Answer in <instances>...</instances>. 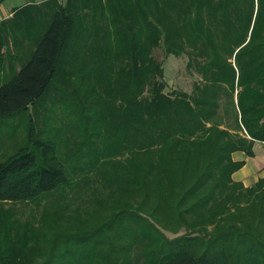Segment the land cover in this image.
Instances as JSON below:
<instances>
[{"label": "trees", "instance_id": "trees-1", "mask_svg": "<svg viewBox=\"0 0 264 264\" xmlns=\"http://www.w3.org/2000/svg\"><path fill=\"white\" fill-rule=\"evenodd\" d=\"M126 2L140 22L123 13ZM45 4L50 17L43 28L39 21L29 57L0 81V118L37 103L66 48L85 52L92 17L99 22L107 12L124 36L112 100L124 132L135 138L120 150L129 153L123 176L113 171L109 177L124 182L108 203L116 213L67 245L58 244L66 234L54 238L61 240L47 256L33 250L23 264H92L107 257L111 264H264V177L251 186L233 180L244 161L231 156L235 150L251 155L253 143L264 141V0H182L176 24L154 12L150 0L30 2L0 20V58L7 43L15 44L16 27ZM107 32L98 28V51L110 40ZM159 44L164 53L186 52L187 67L201 75L191 92L167 93L154 80L162 67L145 52ZM30 120L26 144L0 161V202L32 200L67 181L56 142L39 136ZM158 226L183 233L167 239ZM8 264L17 261L11 256Z\"/></svg>", "mask_w": 264, "mask_h": 264}, {"label": "rangeland", "instance_id": "rangeland-1", "mask_svg": "<svg viewBox=\"0 0 264 264\" xmlns=\"http://www.w3.org/2000/svg\"><path fill=\"white\" fill-rule=\"evenodd\" d=\"M22 1L13 0L11 5ZM150 1L154 12L176 24L182 0ZM49 7L50 4L33 7L31 20L16 27L13 36L16 45L7 43L4 56L0 58V81L7 79L29 57L39 21L43 28L50 17ZM122 9L130 21H141L131 2H126ZM111 18L107 12L101 13L99 22L92 17L86 33V47L92 54L85 47L84 52L79 46H68L42 98L28 110L0 118V161L26 144L31 118L39 136L56 142L57 156L68 177L65 183L32 200L0 202V264H8L11 256L17 264H23L24 257L35 254L33 250L44 258L52 244L61 240L53 242L54 238L66 234L65 240L58 244L67 245L68 238L95 228L109 213L113 215L118 210L116 206L109 211L108 203L120 196L124 182L112 181L109 177L113 171L123 176L129 153L120 150L122 146L134 145L135 136L124 132L119 122L122 113L112 100V87L118 74V52L124 46V36L121 24H113ZM100 26L107 28L110 40L106 48H100L104 50L98 51L96 41ZM72 38L77 42L75 36ZM145 57L162 67L161 76L156 74L154 80L162 82L163 91L167 93L176 90L189 93L201 77L194 67H187L186 52L180 55L164 53L159 44L151 45ZM92 158H99V161ZM76 219L83 220V224L77 226ZM157 228L167 239L183 233V229L170 232ZM11 242L21 245L17 249L9 248ZM146 258L147 255L140 260ZM92 264L111 262L107 257Z\"/></svg>", "mask_w": 264, "mask_h": 264}, {"label": "crops", "instance_id": "crops-1", "mask_svg": "<svg viewBox=\"0 0 264 264\" xmlns=\"http://www.w3.org/2000/svg\"><path fill=\"white\" fill-rule=\"evenodd\" d=\"M42 0H23L17 5H11L13 0H0V20L11 16L13 10L30 2ZM11 2V3H10ZM233 160H243V165L232 173V179L242 182L245 186H251L259 178L264 177V142L255 141L252 146V154L247 155L242 150L231 153Z\"/></svg>", "mask_w": 264, "mask_h": 264}, {"label": "built area", "instance_id": "built-area-1", "mask_svg": "<svg viewBox=\"0 0 264 264\" xmlns=\"http://www.w3.org/2000/svg\"><path fill=\"white\" fill-rule=\"evenodd\" d=\"M262 142H264V141H262Z\"/></svg>", "mask_w": 264, "mask_h": 264}]
</instances>
